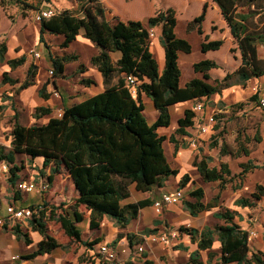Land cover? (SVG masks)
Listing matches in <instances>:
<instances>
[{
    "label": "trees",
    "instance_id": "16d2710c",
    "mask_svg": "<svg viewBox=\"0 0 264 264\" xmlns=\"http://www.w3.org/2000/svg\"><path fill=\"white\" fill-rule=\"evenodd\" d=\"M12 3L32 7L28 0H9ZM42 1V0H41ZM49 2L50 0H44ZM215 3L229 32L237 44L241 63L247 67L252 75H258L262 68L257 48L256 37L253 33L242 31L241 22L237 18L236 0H210ZM83 13L78 16L69 9L39 21V37L43 41L44 33H52L62 38L60 47H68L78 34L90 40L98 49L90 57L91 65L95 66L103 77L105 88L88 98L72 103L62 110L60 117L52 116L50 107L39 106L33 110V117L40 118L48 115L46 123H34L29 126L14 121L10 131V146L0 145V159L9 163L7 174L8 183L14 187L19 178V171L23 164H17V155L24 154L33 160L42 158L40 169L50 167L49 183L55 174L64 167L70 175L78 193L71 204L61 212L52 207L48 213V204L40 210L38 216L28 219L31 230L40 233L42 238L36 243L35 249L22 256L33 258L38 254L50 253L55 248L63 246L48 231L47 221L55 220L60 224L65 235L88 248L101 241L100 237L92 240H82L78 223L83 221L82 206L89 212L88 226L90 229L99 227L103 217L111 219L118 227H125L139 215L141 208L151 205L149 197L122 204L121 201L130 196V186L137 191L149 192L153 187H162L169 176L176 175L178 170L173 168L164 152L163 142L166 136L158 133L157 129L168 127L170 124L169 107L171 105L206 99L219 91L218 79H212L209 71L218 68L213 59L201 58L192 63L194 74L183 86L179 84L181 69L179 54L190 53L192 45L185 37L176 33L177 17L171 7L161 8L154 15L149 16L146 24L139 20L109 21L105 18V10L101 0H79ZM200 20L195 19L189 26L197 23V33L202 34ZM160 28V43L164 50V65L159 69L157 60L150 50L149 28ZM207 40V36L204 37ZM202 40L200 51H207L208 43ZM220 45V41L212 42ZM6 46L0 44V62L5 60ZM119 52L114 60L111 53ZM49 58L53 68V76L59 77L64 73L65 62L76 60L77 54L53 55ZM25 61V56L7 59V63L14 69ZM79 66V72L83 69ZM35 65L31 64L26 72L21 88L28 86L35 74ZM200 74V76H198ZM135 78L137 92L133 95L126 85V78ZM2 81L15 84L18 78H11L8 72L2 74ZM81 83H94L91 78H81ZM145 93L157 110L155 120L149 123L144 115V105L140 93ZM39 93L47 97L42 89ZM257 99V94L250 96ZM196 112L186 108L183 115L177 119L174 133L186 137L188 129L194 124ZM169 141L177 149L179 143L171 136ZM188 143V142H187ZM186 145L185 142L182 146ZM214 145V144H213ZM222 154H230L226 148H221ZM236 157L248 155L249 150L240 146L231 153ZM210 156L197 155L192 161L200 178L204 182L218 181L224 187L233 177L243 179L256 164L242 162L241 171L231 172L228 163H220V167L210 166ZM37 168V167H36ZM24 179V178H23ZM189 182V174L185 173L179 181V189H183ZM19 191V190H18ZM188 199L182 202L183 208L191 215L216 206L213 201L203 202L204 190L197 186L188 191ZM264 196V186L257 184L256 189L248 196H240L234 200V205L253 206L255 201ZM183 199V197H182ZM65 203H62L64 205ZM33 206V205H30ZM214 217L223 223L213 226L196 227L179 226L178 231L189 235L192 242H196L197 249L189 255L193 264H202L200 250H210L215 239L220 242L219 259L221 264H264V252L256 250L249 255V233L234 221L236 211L224 207L213 213ZM6 228V226H5ZM16 238L26 244L32 242L27 232L20 228L17 222L11 228ZM157 228H143L140 235L155 233ZM129 244L141 243L142 237L129 233ZM186 250L187 247L179 244ZM214 253L209 251L208 261ZM147 254L143 252V257ZM144 264H153L145 260Z\"/></svg>",
    "mask_w": 264,
    "mask_h": 264
},
{
    "label": "rangeland",
    "instance_id": "374dc122",
    "mask_svg": "<svg viewBox=\"0 0 264 264\" xmlns=\"http://www.w3.org/2000/svg\"><path fill=\"white\" fill-rule=\"evenodd\" d=\"M28 2L32 4V7L12 3L9 0H0V44L3 43L6 46L5 57L14 58L22 55L25 56V61L16 67L13 72L8 73V76L11 78H21L26 73L29 65L35 64L37 67H40L45 84L54 81L64 86L67 92L71 94L78 93L82 89V83L80 81L81 76L80 72H78L79 66L80 64L88 66L89 57L96 53L97 49L85 43H80L82 41L78 43L75 41L68 47L61 48L59 45L62 38L56 34L47 32L43 34V41H41L39 37V21L36 19V15L40 9L50 6L56 13L64 9H69L80 16L83 14L80 9L81 2H79V0H50L49 2L44 0H28ZM204 2L203 0H161L162 6H160V8L171 7L174 10L177 17V35L187 38L192 45V51L190 53H180L179 55V65L182 71L180 82H182L184 78L188 79L197 75L192 73V63L206 56L216 59L219 63L218 65H220L218 69H221L220 71L217 69L210 70L212 78L208 80L212 82V79H218L219 91L217 93H219L221 97L213 95L211 102H208V100L204 98L196 101L201 102L203 108L202 112L200 111L201 113H196L194 124L188 129V136L196 138L198 143L195 147L190 144L189 146L195 151L199 149V154L197 153L198 157H201V155L203 156V153L206 155L210 154V166H217L219 168L220 163H228L231 172L234 174L241 171L239 164L242 162H250L259 166L249 169L243 179L235 176L231 181L227 182L224 187H220L218 181H202L196 169L190 165L189 162V172H187L189 174V185L183 190V199L175 205L182 207L183 200L189 198L187 190L192 187L201 186L204 190L203 202H208L209 200L213 201L214 197H216L217 205L210 208V211H215L219 208H226L228 206L233 207L236 198L248 196L251 190L256 189L257 184H262L264 186V109L258 105L256 99H250L251 95L257 94L264 87V0H236L237 18L241 22L242 31L253 33L256 37L255 46L262 65V68L258 71V75L250 74V71L247 67H244L240 59L237 60V64H234L235 67L233 69L225 67V65L233 63L234 57L237 56L235 53L237 51V46L226 32L223 21L220 20L218 7L209 3V0ZM102 5L105 10V16L109 21L135 17L146 24L148 17L158 10L157 0H107V2H104V4L102 3ZM195 19L200 20L202 34L197 33V23L194 27H192V24L189 26ZM151 29L153 36H150V44L157 38L160 32L158 26L149 28V31ZM204 35L207 36V42H209L206 54L200 51V44ZM213 38H219L221 46L212 43L214 42ZM33 50L40 52V58L34 56ZM48 52L57 56L77 54L78 58L65 62L64 73L59 77H55L53 73H49V70L52 69V64ZM188 58L193 60L189 61ZM3 66L7 68L5 62L2 64L0 63V67L2 68ZM218 72H222L223 75L213 77L218 74ZM198 76H200V74H198ZM7 84L9 83L3 82L2 75H0V88ZM103 88H105V85H103ZM92 90L95 91V89ZM225 90H228L227 94H224ZM4 92L5 90L2 96H6ZM52 94L54 97L58 96L55 95L57 94L56 90H54ZM83 94L84 92L81 93V96ZM214 100H217V102L214 103ZM192 103H194V101L188 103L189 107ZM54 114H56V112ZM177 116V114L173 115V121L175 123L173 122L163 133V135L166 136L163 146L166 150L167 160L172 164H174V145L169 141V138L174 136L179 146H182L183 142H187L185 137L174 133L177 126ZM210 116L213 118L212 121L208 120ZM174 126L175 128H173ZM202 126H206L207 134L201 131ZM1 139L8 143V140H11L10 131L4 132ZM240 146L246 147L249 150V154H241L238 157L232 155L231 153L235 152ZM222 147L226 148L231 153L222 154ZM16 162L18 165L23 164V167L18 173L19 176H21L20 178L28 179L31 176L37 180L39 175L46 177L50 173L49 166L42 169L36 168V165H33L35 162L33 163L29 157L24 154L17 155ZM174 179L173 176L170 177V182L174 183V181H172ZM55 181L57 186L54 187L52 182V190H56L58 193L66 195V197L70 196L71 201H69V204H71L74 200V189L69 182L67 171L64 167H62L58 173ZM174 185L176 186V183H174ZM29 195L30 192H28V196ZM47 202L49 208H56V212H61L62 209L67 206L66 204L62 205L63 202H59V199L56 200L54 197ZM34 203H36V200L32 198L21 202L23 206H29ZM80 210L83 211L84 217L87 218L88 211L82 206ZM48 211L49 210H47V213ZM204 213L205 212H202V214ZM19 224L21 230L27 232L28 236L33 241L30 234L31 228L28 223L21 221ZM13 225L14 224L9 225L6 230L2 229L1 231L12 234L11 228ZM47 226L49 233L63 245L58 247L60 251L58 254L56 253V256L49 257V262H56V259L60 261L59 264H71L70 262L76 263L75 261L80 262V260L85 262V264L91 262L89 255H85L84 253L80 255L76 247L78 246L76 245L78 242L68 238L57 221L48 220ZM83 227L84 225L81 223L80 229H83V236L86 237L87 232ZM167 227L168 228L165 230L162 229V227L160 228L164 232L156 231L154 233L156 236L164 235L166 237L165 243L157 239L144 240L142 238V241H140L141 243H136V249L133 250L136 254L134 257L141 259L139 263L124 261L123 264H144L145 260H148V255L153 264H183L185 255L183 253L177 255L178 225H167ZM172 231L177 233L175 238L170 237V232ZM127 235L121 239L126 238L127 242H129ZM16 239L19 243L17 254L19 255L18 260H20L22 255H26L34 249V245L28 247L30 243L26 244L22 239ZM139 244H141L142 250L137 249ZM148 244H154L152 249L149 248ZM160 244L168 246L163 247ZM143 252L147 254L146 257H143ZM219 256L218 252L210 261H208L207 256V263L221 264ZM27 264L35 263L27 262Z\"/></svg>",
    "mask_w": 264,
    "mask_h": 264
},
{
    "label": "crops",
    "instance_id": "0c3cea01",
    "mask_svg": "<svg viewBox=\"0 0 264 264\" xmlns=\"http://www.w3.org/2000/svg\"><path fill=\"white\" fill-rule=\"evenodd\" d=\"M204 1L206 2V0H203V2ZM101 2L104 4V2H107V0H101ZM209 3L216 5L212 1H210ZM160 6H162L161 0H157L158 10L161 9ZM46 7H49V6H46ZM218 10H219V8H218ZM219 13H220V10H219ZM123 17H125V16H123ZM106 19L109 20L107 17H106ZM120 20L128 21V20H139V19L135 18V17H127V18H120ZM220 20L223 21L224 27H225L226 32L228 33L229 37L235 42V40L233 39V37L231 36V34L229 32L228 26L226 25L225 21L223 20V18L221 16V13H220ZM139 21H141V20H139ZM141 22H143V21H141ZM159 36H160V32L157 35V38L151 42L150 50L154 54V56L157 60L159 69L161 70L163 65H164V50H163V47L160 43ZM204 37H206V35L203 36V40H205ZM213 40L214 41H220L219 38H216V39L213 38ZM75 41L77 43L79 41H82L80 43H83V44L85 43L86 45L91 46L93 48L95 47L93 45V43L90 40H88L87 38L83 37L81 33L76 36V39L73 42H75ZM205 41H207V40H205ZM235 45L237 46L236 42H235ZM220 46H221V43H220ZM97 51H98V49H97ZM202 53L206 54L207 51L202 52ZM235 53L237 54V56L234 57L233 63H231L229 65H225L226 68L233 69L235 67L234 64H237V60L240 59V62H241V58H240V54H239L238 49ZM48 55H49V53H48ZM119 55H120L119 52L111 53V56L114 60H116L119 57ZM90 57H89V65L83 67L82 71H80V76H81V78H91L94 80V83H91L90 85L82 84V86H81L82 89L76 94H71V93L67 92V90H65L64 86H61L60 83H57L54 81H52V83L50 82V83L45 84V80H43V75H41L40 67H37L35 64H33V65H35V69H34L35 74L32 77L31 83L28 86H26L24 88L20 87V84L25 80V77H26V73H25L21 78L14 77V78H18L19 81L17 83H15V84L9 83L7 85H4L2 88H0V145H4L6 147L10 146L11 140H8L9 142L7 143L1 139V136L4 134V132L11 131L15 120H17L19 123H21L22 125H25V126H29V125H32L34 123H40L41 124V123L47 122V120L49 118L48 115L42 116L40 118H34L33 117L32 113L36 107H39V106L50 107L52 109L51 115L55 116L54 113L57 112L58 110H63L64 107L69 106L72 103L80 102V101L88 98L89 96L94 95V94L102 91L104 89L103 88V85H104L103 77H102L101 73L98 71V69L95 66L91 65ZM14 58H16V57H14ZM205 58H208V57L206 56ZM7 59H13V58L5 57V60L3 62H5V65L7 66V68L5 66H3L2 68L0 67V75H2L4 71L11 73L14 71V69H16V68L11 69L9 64L6 62ZM188 59H189V61L193 60L190 58H188ZM208 59H213V58H208ZM213 60H215L218 63V61L216 59H213ZM3 62H0V63L2 64ZM218 66H220V65H218ZM218 68H213V69H217L220 71L221 69H218ZM27 70H28V68H27ZM27 70H26V72H27ZM78 72H79V70H78ZM209 74L212 76L211 71H209ZM221 75H223V73L218 72V74L214 75L213 77H217V76H221ZM181 77H182V71H181L180 81H181ZM189 79L190 78H188V79L184 78L182 82L179 81V84L181 86H183ZM100 88H102V89H100ZM6 89H7V91H6ZM40 89H42L43 93L46 94L47 97H43L40 95V93H39ZM92 89H95V91H93ZM4 90H5L4 93H6V96H2V93ZM54 90H56V93H57L55 95H58V96H56L57 98L54 97L52 94V92ZM82 92H84V94L81 96ZM227 93H228V90H225L224 94H227ZM213 95H217V97H221V95L219 93H214L211 96H209L208 98H206L208 100V102H211V99H213ZM140 98H141L143 105H144V115H145L147 121L149 123H151L155 120V118L157 116V110L154 108L152 100L145 93L141 92ZM189 102L190 101L181 102V103L171 105L169 107V112H170V124H169V126L172 125L174 122L173 121V115L177 114L178 118L180 116H182L183 111L189 107V104H188ZM216 102H217V100H214V103H216ZM195 103L196 102L192 103L189 108H191V106ZM201 112H196V113H201ZM177 119H176V121H177ZM168 127L159 128V129H157V131H158V133L163 134L166 131L165 129ZM173 128H175V126ZM204 133L207 134V129ZM10 138H11V135H10ZM185 143H186V145H183V146L180 145V146H178L177 149H175V148L173 149L174 164L169 162L173 168H176L178 170L176 175H172L175 178L172 181H174V183H176V186L174 185L173 182H170L171 181L170 177H172V176H169L168 179L165 180L164 185L162 187H153L149 192L137 191L135 189L134 185H131L130 186V196L127 197L126 199L122 200L121 203L126 204V203H130V202H135L137 200H140V199H143L146 197H149L150 199L154 200L156 198H159L165 192L166 193L167 192H173L176 189H179L178 187H179V181L181 179V176L183 174L189 172V166L192 165V161H193L194 157L199 154V149L196 150L197 151L196 152L195 150H193V148L191 146L188 145L187 142H185ZM164 152H165V155L167 157L165 149H164ZM204 155H206V154L203 153V156ZM206 156H210V154H207ZM34 162H35V164H33V165H36V167H41L42 158L37 157L33 160V163ZM189 162H190V165H189ZM173 165H176V166H173ZM57 176H58V173L54 175L53 180L50 182V185H49V188L47 191H45L42 194L30 192V195L28 196L27 192H23L20 190L18 191V189H17V182L19 180L23 179V178H20L21 176H19L20 179H18V181L16 182V185L14 187H12L7 181V172H0V213L4 212L7 204H13L16 206H23L21 204V202H24L29 198L35 199L36 203H34V204H38V203H43V202L48 203L47 201L52 200V197H54L56 200L59 199V202L61 201V202L65 203L66 205H68L69 201H71L70 196L66 197V195L58 193L56 190L55 191L52 190L53 189L52 182H53L54 187L57 186L56 185L57 183L55 181L57 179ZM67 177L69 179L70 184L72 185V187L74 189L73 199H75V197L78 195V193H77V191L74 187L73 181H72V179L68 173H67ZM37 178L48 180V176L45 177L43 175H41V176L39 175ZM188 185L189 184H187L186 187ZM184 188L181 190H184ZM192 188H189L187 191H189ZM252 191H254V190H251L250 192H252ZM34 204H31V205H34ZM175 204H177V203L165 205L160 214H157L154 212V210L152 208V204L145 206V207L140 209L138 217L136 219H133L131 222H129L125 227H118L117 225L114 224V222L111 219L104 216L102 221L100 222V225L98 228L90 229L88 226V220H89V212H88V217L87 218L84 217L83 221H81L77 224L78 227L80 228V224L83 223V225H84L83 228H85V230L87 232L86 237H84L83 236V229H80L81 234H82V240H89L90 241L96 237H100L101 241L94 244L93 247H91V248H88L87 246H84L83 244L78 242V244H76V245H78V246H76L77 251L80 253V255L84 253L85 255L90 256L91 262H89V264H112V263L123 264L124 261H133L134 263H139V261L141 259L134 257V256H136V254H135V251H133L136 249V243L133 244L132 246H130V244H129L126 252H117V258L116 259H107L104 256H102L98 252V245L100 243H108L109 245H113L115 242H117L119 240V237H120V239L122 237H126V235L128 233L140 235L141 230L145 227H155L158 229L157 232H160V231H163L160 228L162 227V229L165 230L168 228L167 225H169V226L178 225V227L183 225V226H187V227H196L198 229H201L205 226H213L216 223H223V221L221 219H218L215 217L213 218V213L216 212L217 210L210 211V209H209V210L202 211V212H205L204 214H202V212H200L197 215H191V214H189V212L187 210L182 208L183 206L180 207V206L175 205ZM228 208L236 211L234 221L237 224H239L243 229H246L249 233V241H248L249 242L248 243L249 244V253L248 254L251 255V253L256 251V250H261L264 252V196L261 197L260 200L255 201L253 206L234 205L233 207L228 206ZM176 212H178V213H176ZM7 228H0V264H27V262H33L35 264H59L60 261L57 259H56V262L55 261H53L52 263L49 262V257H54V255L56 256V253L58 254V252L60 251L59 248H55L50 253L38 254L33 258H25V257H22V256H24V255H22L20 257L21 259L18 260V258H19V255L17 254L18 247H19L18 240L15 238L14 234H10L9 232H2L1 231L2 229L6 230ZM252 233H254V234H252ZM30 234H31L33 241L30 243V245H28V247H30L31 245H34V249H35L36 243L42 238V236L40 235L39 232H37L35 230H31V229H30ZM177 240H178V245L182 244L183 246L187 247V251L184 249H181L180 247H178V249H177V251H178L177 255L179 253H183L185 255V260H184L183 264H193L189 260V255L192 251L197 249L196 242H192L190 240L189 235H187L185 233H180V232L178 234ZM153 245L154 244H148L149 248H151V249H152ZM160 245L163 247L168 246V245H163V244H160ZM172 246H173V244H172ZM219 247H220V242L217 239H215L212 243V247L210 250H200L199 254H200V260L202 261V264H208L207 263L208 252L209 251L213 252L214 253L213 256H215V254L218 253V251H219ZM147 258L149 260L151 259L149 255L147 256ZM75 262L76 263H74V262H70V263L71 264H85V262H83L82 260H80V262H78V261H75Z\"/></svg>",
    "mask_w": 264,
    "mask_h": 264
},
{
    "label": "built area",
    "instance_id": "2783aa9c",
    "mask_svg": "<svg viewBox=\"0 0 264 264\" xmlns=\"http://www.w3.org/2000/svg\"><path fill=\"white\" fill-rule=\"evenodd\" d=\"M56 14L52 7H46L40 9L37 12L36 19L40 21L43 18H48L52 15ZM153 36L152 29L149 31V37ZM34 56L40 58L39 51H32ZM49 73H53V68L49 70ZM126 85L129 87L131 93L133 95L137 92V85L135 78L132 76H128L125 80ZM257 102L258 105L264 109V87L257 93ZM203 104L201 102H196L191 106V109L195 112L202 111ZM62 115V110H58L55 116L60 117ZM209 121H212L213 118L210 116L208 118ZM206 126L201 127V131H206ZM185 139L188 142V145H192L195 147L198 143V140L191 136H186ZM9 163L5 159H0V172H8ZM49 181L47 179H37L35 180L33 177H29L28 179H21L17 182V189L23 192H35V193H44L49 188ZM183 197V190L176 189L173 192H165L159 198H156L152 202V208L155 213L160 214L163 210V207L167 204H174L180 202ZM45 208L42 203L34 204L33 206H16L13 204H7L3 213H0V228H6L9 225L15 224L16 222L20 223L28 222V219L38 216L40 210ZM51 208H47L50 210ZM254 234V233H252ZM177 233L175 231L170 232V237L175 238ZM144 240H155L161 241L163 243L166 242V237L164 235L156 236L154 233L149 235H139ZM129 246V242H127L126 238L120 239L115 242L113 245H109L108 243H100L98 245V252L107 259H116L117 252H126ZM138 250H142L141 244L137 246ZM230 264V263H227Z\"/></svg>",
    "mask_w": 264,
    "mask_h": 264
}]
</instances>
